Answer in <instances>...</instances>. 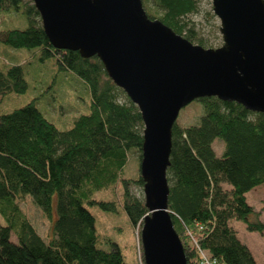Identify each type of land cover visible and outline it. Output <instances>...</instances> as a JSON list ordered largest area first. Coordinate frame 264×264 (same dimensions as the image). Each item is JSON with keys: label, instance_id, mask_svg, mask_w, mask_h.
Returning a JSON list of instances; mask_svg holds the SVG:
<instances>
[{"label": "trees", "instance_id": "trees-1", "mask_svg": "<svg viewBox=\"0 0 264 264\" xmlns=\"http://www.w3.org/2000/svg\"><path fill=\"white\" fill-rule=\"evenodd\" d=\"M197 0H153L162 10L158 18L183 35L181 19L196 10ZM0 10L26 16L25 30L0 33V42L13 49H39L41 60L54 59L58 72H71L90 94L89 111L66 131L58 130L36 108L34 100L0 115V264H125L115 243L104 240L86 206L115 211L113 202L96 200L95 191L114 195L122 186V206L134 227L147 213L144 201L132 197L122 177L129 152L141 159L142 120L137 107L119 97L123 91L107 76L97 57L55 49L46 37L39 14L25 0H0ZM149 19H154L147 11ZM202 46L201 41L196 44ZM27 84L20 65L0 68V97L22 94ZM202 105L199 123L171 130L168 211L183 247L186 264H199L192 240L217 264H257L230 222L262 234L246 194L264 184V113L247 111L215 97L195 100ZM223 143L221 157L213 149ZM137 183L143 185L140 177ZM29 196L42 213L54 216L51 236L44 241L22 214L18 201ZM264 208V200L262 201ZM14 235L16 242L11 240ZM141 247V245H140ZM141 258L142 249H141Z\"/></svg>", "mask_w": 264, "mask_h": 264}, {"label": "water", "instance_id": "water-1", "mask_svg": "<svg viewBox=\"0 0 264 264\" xmlns=\"http://www.w3.org/2000/svg\"><path fill=\"white\" fill-rule=\"evenodd\" d=\"M55 49L97 57L137 107L143 264H186L168 211L171 130L181 109L215 97L264 113V0H212L223 45L203 48L149 19L141 0H32Z\"/></svg>", "mask_w": 264, "mask_h": 264}, {"label": "rangeland", "instance_id": "rangeland-1", "mask_svg": "<svg viewBox=\"0 0 264 264\" xmlns=\"http://www.w3.org/2000/svg\"><path fill=\"white\" fill-rule=\"evenodd\" d=\"M25 1L30 5L33 4L32 0ZM141 2L144 11L151 12L154 19H158L162 15V10L154 5L153 0H141ZM36 20L41 24L40 16ZM180 23L185 25L183 35L187 34V30L191 31L193 44L201 41V47L213 49L223 45L219 31L220 21L212 10V0H197L196 10L183 17ZM28 27L29 21L25 15L0 10V33L13 29L25 30ZM3 65H20L23 69L27 89L22 94L11 93L0 97V115L21 108L34 100L36 108L47 121L58 130L66 131L80 115L88 113L90 94L83 82L71 72H58L54 65V59L42 61L39 49H13L0 42V68ZM123 98H128L124 92L119 100L124 101ZM202 115V105L193 101L180 110L176 122L180 127L196 125ZM213 149L216 156L221 157L224 150L223 143L220 140H215ZM139 163V153L129 152L122 177L126 180L128 193L132 197L144 201L143 185L137 183V179L140 177ZM122 190V186L118 183L114 195L100 191H95L92 195L96 200L113 202L115 211H104L99 206L86 207L94 218L96 233L104 239L99 243L100 248L109 250L111 244L115 243L125 264H143L140 247L141 226L134 227L130 223L122 206ZM246 200L255 212L250 220H259L264 224V208L262 206L264 184L250 190L246 194ZM18 205L37 234L47 242L51 236L54 216L48 219L29 196L20 199ZM0 224H6L1 215ZM230 224L238 239L250 248L252 255L261 264H264V238L261 239L258 233L248 232L241 222L232 221ZM11 240L16 242L14 235H11Z\"/></svg>", "mask_w": 264, "mask_h": 264}, {"label": "built area", "instance_id": "built-area-1", "mask_svg": "<svg viewBox=\"0 0 264 264\" xmlns=\"http://www.w3.org/2000/svg\"><path fill=\"white\" fill-rule=\"evenodd\" d=\"M192 242L199 254V264H217L215 260L211 259V257L208 255L206 251L202 250L201 248L197 246L194 240H192ZM138 254H139V250H138ZM138 258L140 260V256Z\"/></svg>", "mask_w": 264, "mask_h": 264}, {"label": "crops", "instance_id": "crops-1", "mask_svg": "<svg viewBox=\"0 0 264 264\" xmlns=\"http://www.w3.org/2000/svg\"><path fill=\"white\" fill-rule=\"evenodd\" d=\"M259 236H261V239H263L264 238V230H263V233L262 234H260ZM249 248V247H248ZM250 249V248H249ZM251 251V250H250ZM254 257V256H253ZM254 259H255V261H256V263L257 264H261L259 261H258V259L256 258V257H254Z\"/></svg>", "mask_w": 264, "mask_h": 264}]
</instances>
